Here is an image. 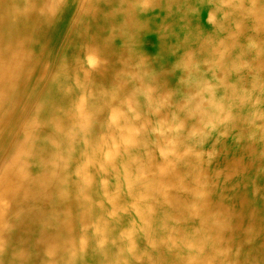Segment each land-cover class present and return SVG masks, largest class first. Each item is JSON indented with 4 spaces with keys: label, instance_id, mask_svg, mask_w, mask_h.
Wrapping results in <instances>:
<instances>
[{
    "label": "bare ground",
    "instance_id": "obj_1",
    "mask_svg": "<svg viewBox=\"0 0 264 264\" xmlns=\"http://www.w3.org/2000/svg\"><path fill=\"white\" fill-rule=\"evenodd\" d=\"M0 264H264V0H0Z\"/></svg>",
    "mask_w": 264,
    "mask_h": 264
}]
</instances>
